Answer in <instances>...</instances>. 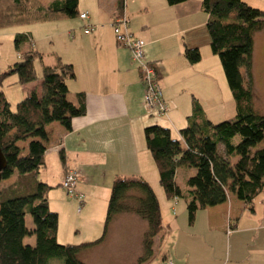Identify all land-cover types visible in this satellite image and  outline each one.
Segmentation results:
<instances>
[{
	"label": "crops",
	"instance_id": "0c3cea01",
	"mask_svg": "<svg viewBox=\"0 0 264 264\" xmlns=\"http://www.w3.org/2000/svg\"><path fill=\"white\" fill-rule=\"evenodd\" d=\"M54 1L57 0H44V3ZM243 1L264 11V0ZM201 3L202 0H190L169 6L165 0H125L121 9L120 0H79V13H87L89 17L85 22L78 17L69 24H55L59 22L56 21L11 30V37L26 34L31 38L22 52L33 50L41 56H46L41 31L56 32L46 54L74 67L76 78L68 82L72 103H77L79 93L85 94L86 114L73 119L71 131L58 123L47 127L46 168L38 175V180L51 188L48 204L58 215L59 243L81 245L103 237L111 190L117 178H139L151 186L160 205L162 233H173L183 226L187 204L167 198L146 145L145 129L160 123L146 114L145 87L138 66L132 62L130 50L117 43L111 24L116 18L127 16L131 32L144 42L145 60L157 64L163 98L169 108L163 127L180 139V131L188 126L194 100L212 123L233 119L236 115V103L221 62L210 52L208 17ZM86 25L97 29L86 35L83 32ZM158 26L169 27L172 32L158 36L154 32ZM172 39L178 42L174 40L163 46L159 55L154 53V46ZM253 40L254 109L264 114V31L256 33ZM185 47L201 50V62L189 64L184 57ZM55 65L56 59L50 67ZM242 72L247 84L246 72ZM18 87L24 98L32 91L41 95L42 77ZM22 145V148L27 146ZM62 148L65 164L59 155ZM220 149L224 153L223 146ZM182 169L186 168L179 169L176 177ZM68 170L80 174L81 207L77 201L68 199L62 188ZM193 172L189 170L188 174ZM14 180L15 177L9 183ZM240 203L236 196L230 195L226 203L197 213L191 227L193 232L188 234L182 247L186 264H264V193L256 198L254 213ZM170 211L176 216H171ZM61 216L64 224L67 217L69 220L63 229ZM147 230V222L140 217L120 215L104 240L84 251L80 258L84 264H138ZM166 258L164 261H168Z\"/></svg>",
	"mask_w": 264,
	"mask_h": 264
},
{
	"label": "trees",
	"instance_id": "16d2710c",
	"mask_svg": "<svg viewBox=\"0 0 264 264\" xmlns=\"http://www.w3.org/2000/svg\"><path fill=\"white\" fill-rule=\"evenodd\" d=\"M178 6L190 0H165ZM125 0H120L124 8ZM79 0H0V30L43 24L79 17ZM207 15L206 28L210 49L220 59L228 87L236 103L231 120L214 124L194 100L188 126L180 131V139L169 128L154 125L145 129L147 149L158 169L160 185L168 199L185 200L189 224L194 225L199 211L227 202L230 195L254 213V202L264 193V114L254 109L252 59L254 35L264 31V11L243 0H202ZM31 38L17 34L14 38L19 61L0 76V146L7 167L0 186V264H48L56 258L61 264H84V251L99 244L114 220L133 214L146 221L144 252L138 264H148L154 257V241L163 231L160 205L151 186L139 178H117L112 186L103 237L92 243L60 245L59 219L49 209L50 186L38 180L46 168L47 127L58 123L67 131L72 121L86 114L85 94L77 95V103L68 99V82L76 78L74 67L58 57L54 67L44 66L42 93L28 94L12 109L3 81L17 77V85L38 80L35 61L42 56L33 51L22 52ZM184 57L191 65L201 62L199 49L185 47ZM155 64V63H154ZM245 70L248 83L244 79ZM160 79V72L157 68ZM26 143V148L20 144ZM220 146H223L224 153ZM60 160L65 164L63 148ZM191 169L195 174L187 180L186 193L176 182L177 171ZM33 219V228L26 226V216ZM27 237L34 246L25 245Z\"/></svg>",
	"mask_w": 264,
	"mask_h": 264
},
{
	"label": "rangeland",
	"instance_id": "374dc122",
	"mask_svg": "<svg viewBox=\"0 0 264 264\" xmlns=\"http://www.w3.org/2000/svg\"><path fill=\"white\" fill-rule=\"evenodd\" d=\"M70 22H72V20H63V21H59L55 24H69ZM39 26H47V25H39ZM18 29H22V28L18 27ZM18 29L17 28H9V29L0 30V76L3 73L8 72L9 67L13 66L16 62L19 61L20 56H19V53L16 51L15 46H14V37L13 36L11 37V35H10L11 30H18ZM52 31L53 30H51V29H47L44 32L41 31V35H43V37H44L42 41H43V44L45 46V50H46L45 55L46 56H42V59H37L35 61V68H36L38 77H42L44 66H50V63L51 62L54 63L55 59L57 62L58 57L56 58V56H47V54H46L47 51L49 50L48 48L52 47L54 39H55L54 34L56 32H52ZM154 32L156 34H158V36H161L162 32H163V35H167V34H170L172 32V30H170L169 27L168 28L165 27L163 29L162 27L158 26L154 30ZM158 36H157V38H158ZM174 40H176V42H178L177 39H172V40H168L167 42H165L162 45L154 46V53L156 55H159L160 52L162 51V47L165 45H168V43H170ZM201 41H202V38H201ZM207 50H209V49H207ZM210 52H211V50H210ZM166 54L167 53L165 52V55ZM216 58L218 61L220 60L217 56H216ZM14 79H17V77L11 76V77L6 78L3 81L2 87H1V90L7 95L6 98H7L8 102L12 105L13 110H15V106L18 103H20L21 101L24 100V96H22V93H21L22 89L20 87H18L17 84L14 83ZM68 99H69V101L73 102L72 101L73 99L71 100L69 94H68ZM150 118L155 119L156 122H159L160 125L162 124V126H164V122H163V120H165L164 117L154 116V117H150ZM228 119L231 120L232 118L229 117ZM218 123H221V122H218ZM214 124H217V123H214ZM23 146L24 145L20 144V147H23ZM189 170L193 171L191 169H182L176 177L177 183L180 186V188L184 191V193H186L188 190L187 180L195 174V172H193V174L189 175L188 174ZM13 178L8 180L7 182H1L0 186H4V185L8 184L9 182H11L13 180ZM154 185H156V184H154ZM67 198L69 199L70 197L67 196ZM182 201L184 203H186L185 200H182ZM239 202H241V201H239ZM77 203H79V202H77ZM240 204H242L244 206L243 203H240ZM244 208H245V206H244ZM246 210H248V209H246ZM170 214L173 217L176 216V214L172 211H170ZM180 221H181V217H179V224H180ZM60 222H61V228L62 229L64 227H67L69 224L68 217H67V224L63 223L64 222L63 216H61ZM26 226L28 229H32L34 226L33 225V219L30 215L26 216ZM191 227L192 226L189 224V218H188V212H187V215L184 216L183 226H180V230L176 229V231H174L173 233H170L169 231H164L163 233L161 232V234H160L161 236L159 235V237H157L154 241V246H153L154 257L152 258V260L149 264H166L167 260L164 261L165 257H167L166 259H168V261H171L173 264H186L185 256L182 253V247H183V243L185 242V240L187 238H189L188 234H190V232L191 233L193 232L192 231L193 229ZM69 229H70V226H69ZM165 232H168V233L165 234ZM24 243H25V245L34 246L35 239L33 237H27L25 239ZM59 244L64 245L61 243H59ZM48 264H61V260L53 258V259L48 260Z\"/></svg>",
	"mask_w": 264,
	"mask_h": 264
},
{
	"label": "built area",
	"instance_id": "2783aa9c",
	"mask_svg": "<svg viewBox=\"0 0 264 264\" xmlns=\"http://www.w3.org/2000/svg\"><path fill=\"white\" fill-rule=\"evenodd\" d=\"M79 19L83 22L89 19L87 13H81ZM117 43L130 50L131 59L138 66L142 83L145 87L144 107L148 116L166 117L168 114V106L164 101L160 79L157 73V64L148 63L145 60L144 42L135 37L130 30V20L123 15L111 24ZM96 26L86 25L83 32L90 35L95 32ZM80 174L76 170H68L62 182V188L67 196L79 202L80 207L83 203V195L78 191V183ZM166 264H173L167 261Z\"/></svg>",
	"mask_w": 264,
	"mask_h": 264
},
{
	"label": "water",
	"instance_id": "95a60500",
	"mask_svg": "<svg viewBox=\"0 0 264 264\" xmlns=\"http://www.w3.org/2000/svg\"><path fill=\"white\" fill-rule=\"evenodd\" d=\"M6 167H7L6 159L2 153V149L0 146V183L2 181V172L6 169Z\"/></svg>",
	"mask_w": 264,
	"mask_h": 264
}]
</instances>
